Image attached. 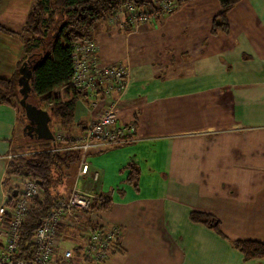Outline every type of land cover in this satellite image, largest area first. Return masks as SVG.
<instances>
[{"label": "crops", "instance_id": "0c3cea01", "mask_svg": "<svg viewBox=\"0 0 264 264\" xmlns=\"http://www.w3.org/2000/svg\"><path fill=\"white\" fill-rule=\"evenodd\" d=\"M28 2L24 9L22 0H0V25L21 30ZM218 11L217 0H175L135 29L106 21L94 28L99 58L129 66L127 86L113 92L114 126L135 128L122 143L91 148L88 174L72 184L109 200L105 209L78 214L83 222L119 226L117 247L101 264H264L230 244L264 242V0L239 1L227 14L229 31L212 34ZM7 36L19 37L0 30V72L12 77L24 48L16 40L11 58ZM54 92L63 98L66 87ZM110 98H79L74 123L81 125L62 132L82 133ZM20 115L0 105V202L6 157L22 146L15 142ZM128 162L140 170L136 188L127 181ZM192 211L213 214L226 237L192 221Z\"/></svg>", "mask_w": 264, "mask_h": 264}, {"label": "trees", "instance_id": "16d2710c", "mask_svg": "<svg viewBox=\"0 0 264 264\" xmlns=\"http://www.w3.org/2000/svg\"><path fill=\"white\" fill-rule=\"evenodd\" d=\"M129 1L136 5L151 3V0H33L20 32L0 25V30L10 35H17L23 43L24 52L19 66L27 59L31 60L27 97L30 96L34 101L43 103V108L48 111L50 116L48 126L54 135L56 132L50 127L51 121L66 132L73 126L78 127L79 124L74 123L75 106L79 98L86 96L82 89L70 83L73 74L71 44L86 38L93 39V31L97 24L103 21L112 24L109 22V16L121 4ZM239 1L241 0H217L219 11L211 20L210 32L212 34L229 31L227 14ZM19 76L18 69L12 77H0V105L15 107L16 102L20 101L21 93L17 81ZM62 86L66 87L63 98L54 92L55 89ZM21 110L22 117L21 115L17 117L18 123L21 121L23 123L22 119L26 117L22 106ZM85 129L84 127L81 131ZM26 136L35 142L28 144L25 148L19 146L13 150L14 153L7 162L1 184L4 192L13 197L15 189L9 186L12 176L34 179L39 184L41 196L31 198L30 205L18 229L17 250L12 256V262L7 264H26L32 258L34 253L32 236L49 211L57 206V201L64 195L58 191V184L64 182L65 176H74L75 179L76 176L73 174L76 173V165L81 158V151L69 147L74 142V136L70 134L64 136L62 140L38 139L30 137L28 134ZM88 151L85 153L86 156ZM126 167L129 168L127 181L136 188L139 181V167L133 162H128ZM96 199L88 208L79 210L82 217L108 206L109 200H102L101 197ZM7 205L12 206L10 198L7 200ZM190 219L202 223L218 235L226 237L220 229V221L213 214L192 211ZM80 221L82 222L81 218ZM83 223L90 227H96L89 222ZM62 228L68 234L64 235L65 237L62 234V243L69 244L75 256H78L81 246L70 239L76 238L82 243L83 235H79V238L77 233L70 228L64 227V225L61 226ZM119 235L120 232L113 248L117 247ZM230 244L243 255L245 260L264 258L263 240L236 238L230 240Z\"/></svg>", "mask_w": 264, "mask_h": 264}, {"label": "built area", "instance_id": "2783aa9c", "mask_svg": "<svg viewBox=\"0 0 264 264\" xmlns=\"http://www.w3.org/2000/svg\"><path fill=\"white\" fill-rule=\"evenodd\" d=\"M174 1L151 0V3L143 5L129 1L121 4L109 16V22L128 24L135 29L156 15L172 10ZM71 46L73 74L70 83L82 89L86 96L111 97L108 99L107 109L97 112L86 129L74 136V142L69 146L71 149L81 151L77 181L79 177L82 178L89 172L85 153L90 148L122 143L133 135L135 128L132 123L114 126L115 103L118 97L112 99V96L115 89L119 90V95L127 86L128 64L122 61L109 63L101 61L97 55L98 44L94 39L86 38L72 43ZM59 133L60 131L56 132L53 140L64 138ZM11 157L12 154L6 157L7 162ZM97 177L98 173L94 172L93 178ZM9 186L14 187L17 193L13 197L5 194L6 198L0 202V264L12 262V256L17 250L18 229L30 200L34 196H41L39 184L34 179L12 176ZM8 198L11 199V207L7 205ZM96 198L98 197L81 190L75 183L71 191L57 201V206L49 211L39 228L35 230L32 236L34 253L26 264H101L106 259L110 247L115 244L120 229L117 225H98L94 228L80 221L79 210L88 208ZM63 225L70 226L78 236L83 235L81 241L84 247L78 256H75L72 247L62 243ZM72 241L77 242L76 238H72Z\"/></svg>", "mask_w": 264, "mask_h": 264}, {"label": "water", "instance_id": "95a60500", "mask_svg": "<svg viewBox=\"0 0 264 264\" xmlns=\"http://www.w3.org/2000/svg\"><path fill=\"white\" fill-rule=\"evenodd\" d=\"M30 62L29 59L22 62L19 67L20 76L18 78L19 92L21 93L20 105L23 107L27 124L23 126V130H27L30 137H35L44 140H53L54 134L48 126L50 116L45 108H40L31 102H27L26 98L29 92V77H30ZM16 190L13 196H16Z\"/></svg>", "mask_w": 264, "mask_h": 264}, {"label": "rangeland", "instance_id": "374dc122", "mask_svg": "<svg viewBox=\"0 0 264 264\" xmlns=\"http://www.w3.org/2000/svg\"><path fill=\"white\" fill-rule=\"evenodd\" d=\"M22 1L26 5L24 7V9H28V6H27L28 3H29L28 0H22ZM31 1H33V0H31ZM4 25L7 26V27H9V28H11V29H13V30H16V31H19V32L21 31L20 30V26L22 24H4ZM7 40L10 42V44L7 46V50L9 51L8 54L10 53L11 58H13V56L15 54H17L18 48H19V45H16L15 42H16V40H17L18 43L20 41H19V39H15V38L9 37V36H7ZM11 58H10V60H11ZM29 62H31V60H29ZM4 68L8 72L7 66L1 67V69H4ZM0 75H2V77H6V78H9L8 76H10V74H8V73L5 74L3 72H0ZM33 101L34 100H33L32 97H30V96L27 97V102L34 103L36 106H38L40 108H43L44 107V105H43V103L41 101H34V102ZM16 107H17L18 112H20L21 117H22V110H21V105L19 104V102H16ZM22 120H23V123H26L27 124V118L26 117H25V119H22ZM21 123H22V121H21ZM50 127L55 132L60 131V133H59L60 135H63V136H66L67 135L66 133H63L62 132V129H60L59 127H57L56 123L53 122V121L50 122ZM16 133H17V137L15 139V142L16 143L19 142L20 145L22 144V146H20V148L21 147H24L25 148L28 144H31V143H34L35 142V141H31L30 138L26 136V134L22 131V126H19V127L16 128ZM105 146H110V145H105ZM75 171H76V173L73 174V175H75L77 177V169H75ZM76 177L74 179V176H67V177L65 176L64 182L62 184H58V187H57L58 191H61L62 194H64V195L65 194H68L71 191V188L73 187L71 184H73V182L76 180ZM92 177H93V175H92ZM71 240H72V238L70 239V241ZM76 241H77V244L81 246V250H78V254H80V253H82V248L84 247V243H81L79 241V239H77Z\"/></svg>", "mask_w": 264, "mask_h": 264}, {"label": "flooded vegetation", "instance_id": "af4514ba", "mask_svg": "<svg viewBox=\"0 0 264 264\" xmlns=\"http://www.w3.org/2000/svg\"><path fill=\"white\" fill-rule=\"evenodd\" d=\"M26 123L23 124V126L25 125ZM23 126H22V131L25 133V134H28L29 132L27 130H23Z\"/></svg>", "mask_w": 264, "mask_h": 264}, {"label": "bare ground", "instance_id": "6f19581e", "mask_svg": "<svg viewBox=\"0 0 264 264\" xmlns=\"http://www.w3.org/2000/svg\"><path fill=\"white\" fill-rule=\"evenodd\" d=\"M78 166H79V164H78ZM79 168V167H78ZM93 175V174H92ZM86 176V175H85ZM84 177V176H83Z\"/></svg>", "mask_w": 264, "mask_h": 264}]
</instances>
